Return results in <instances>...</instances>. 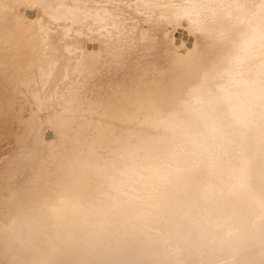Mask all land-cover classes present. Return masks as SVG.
<instances>
[{"label":"bare ground","instance_id":"6f19581e","mask_svg":"<svg viewBox=\"0 0 264 264\" xmlns=\"http://www.w3.org/2000/svg\"><path fill=\"white\" fill-rule=\"evenodd\" d=\"M261 5L0 0V264H264Z\"/></svg>","mask_w":264,"mask_h":264},{"label":"rangeland","instance_id":"374dc122","mask_svg":"<svg viewBox=\"0 0 264 264\" xmlns=\"http://www.w3.org/2000/svg\"><path fill=\"white\" fill-rule=\"evenodd\" d=\"M177 33L179 34V32H177ZM176 35H177V34H176ZM181 35H182V34H181ZM183 38H184V36H182V39H183ZM1 147H2V146H0V151L6 149V146H5V147L3 146L2 148H1ZM3 148H4V149H3Z\"/></svg>","mask_w":264,"mask_h":264},{"label":"snow or ice","instance_id":"6c2138e0","mask_svg":"<svg viewBox=\"0 0 264 264\" xmlns=\"http://www.w3.org/2000/svg\"><path fill=\"white\" fill-rule=\"evenodd\" d=\"M130 7V6H129ZM262 8H264V0H262V5H261ZM262 39H264V37H262Z\"/></svg>","mask_w":264,"mask_h":264}]
</instances>
